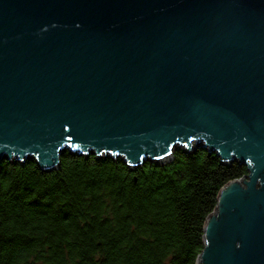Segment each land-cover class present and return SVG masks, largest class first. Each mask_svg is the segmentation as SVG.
<instances>
[{"label":"water","instance_id":"water-1","mask_svg":"<svg viewBox=\"0 0 264 264\" xmlns=\"http://www.w3.org/2000/svg\"><path fill=\"white\" fill-rule=\"evenodd\" d=\"M245 165L195 264H264V0H0V160Z\"/></svg>","mask_w":264,"mask_h":264},{"label":"trees","instance_id":"trees-1","mask_svg":"<svg viewBox=\"0 0 264 264\" xmlns=\"http://www.w3.org/2000/svg\"><path fill=\"white\" fill-rule=\"evenodd\" d=\"M204 147L164 163L64 150L59 166L0 160V264H195L219 188L244 177Z\"/></svg>","mask_w":264,"mask_h":264}]
</instances>
